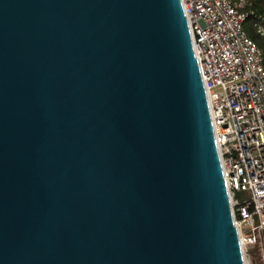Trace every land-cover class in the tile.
I'll use <instances>...</instances> for the list:
<instances>
[{
  "label": "water",
  "instance_id": "1",
  "mask_svg": "<svg viewBox=\"0 0 264 264\" xmlns=\"http://www.w3.org/2000/svg\"><path fill=\"white\" fill-rule=\"evenodd\" d=\"M0 264H246L181 0H0Z\"/></svg>",
  "mask_w": 264,
  "mask_h": 264
},
{
  "label": "built area",
  "instance_id": "2",
  "mask_svg": "<svg viewBox=\"0 0 264 264\" xmlns=\"http://www.w3.org/2000/svg\"><path fill=\"white\" fill-rule=\"evenodd\" d=\"M207 92L234 221L246 251L264 260V77L221 0H181ZM243 1V0H241ZM264 31V28H261ZM247 192L239 201L235 193Z\"/></svg>",
  "mask_w": 264,
  "mask_h": 264
},
{
  "label": "trees",
  "instance_id": "3",
  "mask_svg": "<svg viewBox=\"0 0 264 264\" xmlns=\"http://www.w3.org/2000/svg\"><path fill=\"white\" fill-rule=\"evenodd\" d=\"M246 9L245 10L248 13V16L244 22V29L249 37L257 42L262 52V61L264 65V40L259 36L254 28L255 22H260L264 25V0H248ZM241 194L242 192L235 193V199L239 201L248 199V197L243 198ZM260 248L261 247L259 244L257 246L255 245L248 248L247 252L252 260V264H264V260L261 258L262 252ZM253 250H255V253L252 252Z\"/></svg>",
  "mask_w": 264,
  "mask_h": 264
},
{
  "label": "bare ground",
  "instance_id": "4",
  "mask_svg": "<svg viewBox=\"0 0 264 264\" xmlns=\"http://www.w3.org/2000/svg\"><path fill=\"white\" fill-rule=\"evenodd\" d=\"M224 4L227 11L232 13V19H238L239 31L241 36L246 42L247 47L252 50V53L258 60V69H260L261 75L264 77V65L262 61V52L257 44V42L250 38L244 29V22L247 19L248 13L246 12V6L248 0H221ZM246 9V10H245ZM254 28L259 34L260 37L264 40V31L261 28H264V25L260 22L254 23ZM216 142H219V134H215ZM221 158V153H220ZM222 167L226 166V159H221ZM240 236V235H239Z\"/></svg>",
  "mask_w": 264,
  "mask_h": 264
},
{
  "label": "rangeland",
  "instance_id": "5",
  "mask_svg": "<svg viewBox=\"0 0 264 264\" xmlns=\"http://www.w3.org/2000/svg\"><path fill=\"white\" fill-rule=\"evenodd\" d=\"M241 196H242L243 198H245V197H248L249 195H248L247 192H242ZM256 246H257V245H256ZM252 252L255 253V250H253ZM244 254H245V261H246V264H252V260H251L250 256L248 255V252L246 251V249H244Z\"/></svg>",
  "mask_w": 264,
  "mask_h": 264
}]
</instances>
